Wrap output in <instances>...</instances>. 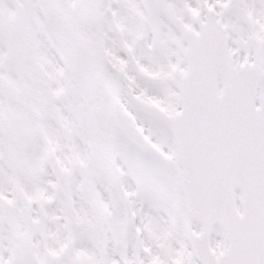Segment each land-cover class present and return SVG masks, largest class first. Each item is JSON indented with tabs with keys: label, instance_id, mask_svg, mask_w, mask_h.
<instances>
[{
	"label": "snow or ice",
	"instance_id": "1",
	"mask_svg": "<svg viewBox=\"0 0 264 264\" xmlns=\"http://www.w3.org/2000/svg\"><path fill=\"white\" fill-rule=\"evenodd\" d=\"M0 264H264V0H0Z\"/></svg>",
	"mask_w": 264,
	"mask_h": 264
}]
</instances>
